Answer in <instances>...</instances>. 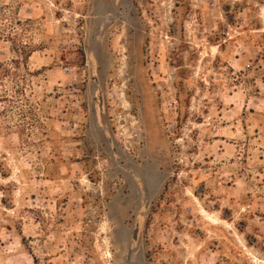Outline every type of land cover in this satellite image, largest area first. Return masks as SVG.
<instances>
[{"label": "rangeland", "instance_id": "1", "mask_svg": "<svg viewBox=\"0 0 264 264\" xmlns=\"http://www.w3.org/2000/svg\"><path fill=\"white\" fill-rule=\"evenodd\" d=\"M0 264H264V0H0Z\"/></svg>", "mask_w": 264, "mask_h": 264}]
</instances>
